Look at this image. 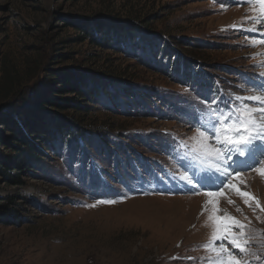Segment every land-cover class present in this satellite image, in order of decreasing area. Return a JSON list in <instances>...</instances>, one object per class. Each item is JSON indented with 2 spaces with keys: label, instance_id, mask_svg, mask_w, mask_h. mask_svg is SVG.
<instances>
[{
  "label": "rangeland",
  "instance_id": "obj_1",
  "mask_svg": "<svg viewBox=\"0 0 264 264\" xmlns=\"http://www.w3.org/2000/svg\"><path fill=\"white\" fill-rule=\"evenodd\" d=\"M249 9L246 0H0V155L11 152L1 124L8 114L35 118L53 136L39 142L43 156L20 176L22 184L0 176V211L17 213L0 221V264L216 259L205 247L212 227L204 192L218 188L202 185L210 183L204 176L215 185L223 176L192 137L201 125L211 135L213 113L256 104L244 98L264 90V44L251 43L264 39V24L244 19L253 15ZM87 21L137 31L143 49L80 40L79 24ZM177 58L200 69L202 81L175 65ZM65 72L97 90L89 111L44 103L73 97L51 90L62 88L55 79ZM255 144L260 157L264 141ZM233 161L232 153L227 162L247 185L241 191L264 205V177L247 167L252 158ZM217 199L220 209L264 231L254 203L227 188ZM248 247L247 254L234 251L247 264H264V246L254 240Z\"/></svg>",
  "mask_w": 264,
  "mask_h": 264
},
{
  "label": "snow or ice",
  "instance_id": "obj_2",
  "mask_svg": "<svg viewBox=\"0 0 264 264\" xmlns=\"http://www.w3.org/2000/svg\"><path fill=\"white\" fill-rule=\"evenodd\" d=\"M250 5L249 11L253 13L250 17L244 19L253 22V27L256 24H264V0H246ZM223 7V5H222ZM253 45L260 43L264 44V39H252ZM240 99V97H237ZM246 100L255 101L256 104L241 103L235 108L233 113H213V121L211 124V135L208 131L203 130V125L196 128L195 134L192 137L196 145L197 151L207 160L211 162V167L216 172L221 173L223 178L217 177L219 185H215L211 176H204L203 179L209 181V185L202 187H217V191L206 190L204 194L209 197L205 202V208L210 206L207 222L212 227L210 241L205 247H210L217 253L216 259L211 264H247L246 261L240 259L234 250L239 253H249L248 245L254 240L264 246V231L251 227V221L248 223L238 219L230 213L218 207V197L224 195V189H230L239 195L244 203L251 207L254 203L255 209L264 213V205L247 191H241V185L245 187L246 182L241 178V173L237 167H233L227 161L232 159V153L238 156H248L252 158V163L248 164L249 170L256 172L261 177H264V152L260 153V157L253 154V149L256 147L257 140H264V90L258 94H251L244 98ZM199 123V122H198ZM215 143H210V141ZM235 163V162H234ZM184 179H189L187 174ZM227 181V182H226ZM231 181H238L233 183ZM191 182V181H189ZM97 203H115L113 200H101ZM229 204L234 203L229 200ZM94 207L95 205H88ZM237 211H242L237 208ZM223 212V215L218 213ZM257 219H261L257 216ZM245 220H248L245 217ZM259 234V238L257 236ZM215 241H221L219 246L213 247ZM226 242V243H225ZM256 259L260 257L256 256Z\"/></svg>",
  "mask_w": 264,
  "mask_h": 264
},
{
  "label": "trees",
  "instance_id": "obj_3",
  "mask_svg": "<svg viewBox=\"0 0 264 264\" xmlns=\"http://www.w3.org/2000/svg\"><path fill=\"white\" fill-rule=\"evenodd\" d=\"M79 29L83 32V36L79 39L89 38L91 43L95 45H109L112 40H116L121 45L125 43L128 47L143 49L140 42L139 44L136 42L139 37V33L134 31L129 34L128 32L130 31V28H120L116 24L108 26L102 21H87L85 23H80ZM168 57L171 61V56L168 55ZM179 61L180 60L177 58V61L174 62L175 65H179L184 68L189 77L191 74H189L188 71H191L194 76H199L197 78L198 81H202V76H200L202 71L200 69L195 67L193 68L185 61H183L184 64ZM176 69H178V67H176L173 72L178 73ZM56 77L57 79H55V81H57V84H62V88L56 89L52 86L51 90L57 92L64 90L67 94H71L70 96L73 97L63 100L58 98L46 99L44 100V103L50 104L52 107L60 110H66L69 108L76 109L80 112L89 111L90 108L88 106L93 100H95L97 90L91 89L89 84L84 82L80 77L71 74V72H65L64 74ZM192 81L195 82L194 80ZM202 86L203 85H201V87ZM105 91L108 93V88L105 87ZM4 119L5 120L1 121V124L5 127L6 131H10V134L7 139H3V142L10 148L11 152L8 157L0 155V176L7 184L20 185L23 183L20 176L24 173V171L31 169L32 167L30 166L38 163L40 158H42L43 148L40 146L39 142L45 143V141H47L49 138L48 135L51 133V129H43L42 126L37 123L38 120L22 116L21 113H17L14 116L8 114L4 117ZM57 123L58 122L55 121V124ZM62 126L63 125L59 123L57 129L60 130ZM50 137L53 138L52 135H50ZM5 200H7L10 204H15V196H5ZM16 216V211H9L6 207L4 210L0 211V221Z\"/></svg>",
  "mask_w": 264,
  "mask_h": 264
},
{
  "label": "bare ground",
  "instance_id": "obj_4",
  "mask_svg": "<svg viewBox=\"0 0 264 264\" xmlns=\"http://www.w3.org/2000/svg\"><path fill=\"white\" fill-rule=\"evenodd\" d=\"M262 141H264V140H262ZM233 159H234L233 164L235 165L236 163H243L245 161V156L241 157V156H238L236 153H233Z\"/></svg>",
  "mask_w": 264,
  "mask_h": 264
}]
</instances>
